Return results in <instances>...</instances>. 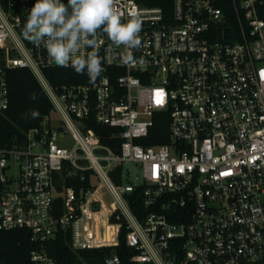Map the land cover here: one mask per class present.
Instances as JSON below:
<instances>
[{
    "label": "built area",
    "instance_id": "2783aa9c",
    "mask_svg": "<svg viewBox=\"0 0 264 264\" xmlns=\"http://www.w3.org/2000/svg\"><path fill=\"white\" fill-rule=\"evenodd\" d=\"M32 3L0 0V111L7 70L26 68L57 117L0 147V229L30 230L33 264H56L44 242L66 230L73 250L115 247L123 234L134 264H264V0H171L169 14L113 0L122 22L141 21L131 55L146 63L129 67L127 51L98 32L100 76L59 84L45 75L56 65L43 46L13 37ZM157 115L168 141L143 145ZM90 124L111 128L119 151ZM63 168L80 180L89 170V186L57 189ZM137 186L140 217L126 197ZM104 264H120L118 254Z\"/></svg>",
    "mask_w": 264,
    "mask_h": 264
},
{
    "label": "trees",
    "instance_id": "16d2710c",
    "mask_svg": "<svg viewBox=\"0 0 264 264\" xmlns=\"http://www.w3.org/2000/svg\"><path fill=\"white\" fill-rule=\"evenodd\" d=\"M171 0H148V4L159 5L164 12L169 14ZM45 75L52 83L89 82L86 74L76 73L73 68L61 66L45 69ZM9 93L8 107L0 111V147H11L24 141L25 132L39 125L43 115L52 111L51 103L34 75L26 68H10L6 72ZM99 134L101 142L108 145L113 151L118 152L119 139L111 136V128L103 125L90 124ZM143 145L159 144L168 141L167 117L155 116V124L150 129L149 135L138 139ZM119 167L113 174V179L118 182ZM78 173V172H77ZM89 173L86 178L67 176L66 169L54 174L57 189L71 186L75 190L79 187L89 186ZM143 187L137 186L132 192L126 194L131 210L140 217L147 209L143 206L141 197ZM53 214H60L62 201L56 197L53 205ZM37 246L31 239V232L27 228L0 229V264H33L30 260V251ZM44 247L56 264H104V259L112 252H116L120 264H134L129 261L131 250L126 246L123 234L120 235L118 246L88 248L73 250L70 247L69 231H60L54 237L44 242Z\"/></svg>",
    "mask_w": 264,
    "mask_h": 264
},
{
    "label": "clouds",
    "instance_id": "9594fccd",
    "mask_svg": "<svg viewBox=\"0 0 264 264\" xmlns=\"http://www.w3.org/2000/svg\"><path fill=\"white\" fill-rule=\"evenodd\" d=\"M142 31L139 19L122 22L113 0H33L22 33L13 37L42 45L53 65L70 66L94 81L103 70L98 32L126 50V64L135 67L146 63L131 55L141 48Z\"/></svg>",
    "mask_w": 264,
    "mask_h": 264
},
{
    "label": "rangeland",
    "instance_id": "374dc122",
    "mask_svg": "<svg viewBox=\"0 0 264 264\" xmlns=\"http://www.w3.org/2000/svg\"><path fill=\"white\" fill-rule=\"evenodd\" d=\"M50 118L55 119L57 117V114L54 110H52L49 114ZM63 145L65 146H70L71 145V140L69 138V136H65L61 142ZM136 173L140 176V169L137 168ZM101 191H103V200L104 202L108 205V202L112 200V197L110 196V194L107 192L106 188H101Z\"/></svg>",
    "mask_w": 264,
    "mask_h": 264
}]
</instances>
